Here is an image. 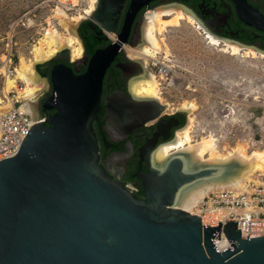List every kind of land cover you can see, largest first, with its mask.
I'll use <instances>...</instances> for the list:
<instances>
[{"label": "water", "instance_id": "obj_1", "mask_svg": "<svg viewBox=\"0 0 264 264\" xmlns=\"http://www.w3.org/2000/svg\"><path fill=\"white\" fill-rule=\"evenodd\" d=\"M261 21L254 24L264 30ZM118 50V42L97 50L82 73L54 64L44 108L55 112L0 160V264H264V234L242 236L238 220L228 221L232 245L219 251L222 222L204 225L175 205L183 186L214 169L186 170L185 153L174 151L163 168L141 175L138 198L101 163L94 121ZM152 103L156 118L165 106Z\"/></svg>", "mask_w": 264, "mask_h": 264}, {"label": "flooded vegetation", "instance_id": "obj_2", "mask_svg": "<svg viewBox=\"0 0 264 264\" xmlns=\"http://www.w3.org/2000/svg\"><path fill=\"white\" fill-rule=\"evenodd\" d=\"M140 1L94 0L92 5L91 0L76 27L82 55L73 59L67 53L65 58L53 60L42 73L47 85L39 89L36 100L29 98V106L36 116L48 118L55 112L44 108L46 98L53 93L50 79L53 65L64 62L77 73L85 72L94 52L118 42L119 50L104 75L94 131L99 140L100 161L109 174L138 198H145L141 175L148 176L158 168L154 163L155 151L171 141L188 119L187 111L182 109L163 110L155 118L157 107L152 103L155 99L137 97L131 90L132 82L146 75L148 68L153 69L140 52L139 56L135 53L145 42L144 22L148 13L160 7L180 9L222 42L229 40L264 50V30L254 24L264 20V0H145L138 6Z\"/></svg>", "mask_w": 264, "mask_h": 264}, {"label": "rangeland", "instance_id": "obj_3", "mask_svg": "<svg viewBox=\"0 0 264 264\" xmlns=\"http://www.w3.org/2000/svg\"><path fill=\"white\" fill-rule=\"evenodd\" d=\"M62 2L69 5L70 16L83 14L91 5V0H0V69L8 50L18 65L22 57H33L35 44L50 26L63 30L52 17ZM28 17L31 24L24 26ZM158 36L164 39L168 53H162L158 60L170 67L164 78L159 76L157 66L152 69L160 81L164 110L182 109L185 101L195 102L194 139L213 135L222 152L237 144L244 145L248 152L264 150V56L224 51L223 42L212 43L201 25L187 20L167 27ZM5 81L0 74V95ZM37 85L46 86L47 80H40ZM255 176L256 180H263L264 171Z\"/></svg>", "mask_w": 264, "mask_h": 264}, {"label": "bare ground", "instance_id": "obj_4", "mask_svg": "<svg viewBox=\"0 0 264 264\" xmlns=\"http://www.w3.org/2000/svg\"><path fill=\"white\" fill-rule=\"evenodd\" d=\"M93 4L94 0H92ZM68 8L69 5L62 2V5H58L54 9L52 17L58 20L63 30L61 31L55 26H50L46 30L44 36L34 46L33 57L28 60L22 57L16 66L15 74L13 76L7 75L5 93L9 91L10 87L15 86L19 79L27 85L24 91L27 97L34 101L40 91L37 84L40 80L46 81L42 73L48 68L52 59L67 53L73 59L82 55L81 41L75 28L84 15L70 16L67 12ZM165 14L166 16H164ZM182 20L202 26L192 15L180 9L175 11L155 9L149 12L144 22L145 42H142L143 45L138 52H136L137 50L135 51L136 55L140 52L148 63L150 60L153 61V64L160 62L161 60H158L159 56L162 53L166 55L168 53L164 49L166 45L164 39H160L158 35L163 33L167 27L179 26ZM205 30L207 37L212 43L221 44L220 42L222 41L219 37L207 29ZM222 45V49L231 54L244 52V54L252 57L264 56V50L254 45H244L229 40L223 41ZM2 60L5 63L4 67H6L7 59L5 56L2 57ZM163 63L170 70L169 65L165 61ZM159 76L164 78L166 74L160 73ZM131 90L137 97L155 99L162 102L160 81L157 75L150 71L149 68L146 75L131 83ZM181 107L189 114L188 123L177 131L171 141L162 144L155 151V165L158 168H163L174 151H183L185 153L183 161L186 170L195 171L203 167H209L214 170L210 175L195 179L183 186L176 196L175 205L197 214L199 212L198 204L210 191L225 187L242 191L247 188L249 182L255 181L259 183L261 181L259 178L256 180L257 176L255 175L257 172L264 171V150L248 152L244 145L237 144L232 149L222 152L218 149L213 135H205L199 140L194 139L192 134L194 116L192 113L196 109L197 104L185 101ZM30 111L35 116L32 107ZM210 218V216H204V221L208 222ZM217 246L220 249H226L230 246V242L226 238H222L217 242Z\"/></svg>", "mask_w": 264, "mask_h": 264}, {"label": "built area", "instance_id": "obj_5", "mask_svg": "<svg viewBox=\"0 0 264 264\" xmlns=\"http://www.w3.org/2000/svg\"><path fill=\"white\" fill-rule=\"evenodd\" d=\"M30 18L23 21L24 26H29ZM6 67L0 69V74L5 78L14 75L16 66L15 55L11 50L5 55ZM153 64V61H152ZM157 66L158 73L169 74L168 67L160 61L153 64ZM26 83L19 80L9 91L0 95V160L14 156L18 153L29 129L37 122L45 121V116H33L30 111L29 97L24 92ZM199 212L204 225L218 226L222 222L220 239L227 238L224 226L228 221L238 220V228H241L242 236L254 237L264 234V179L256 183L251 181L246 189L237 191L230 187L210 191L198 204ZM204 216H210V221L205 222ZM219 239V240H220ZM218 240V241H219ZM215 245L217 246V242ZM219 251L220 249L217 246Z\"/></svg>", "mask_w": 264, "mask_h": 264}]
</instances>
